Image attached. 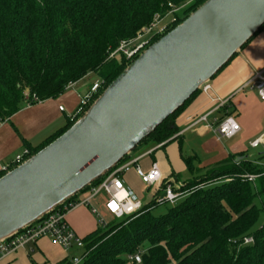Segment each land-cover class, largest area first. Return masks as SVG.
<instances>
[{
  "label": "trees",
  "instance_id": "trees-1",
  "mask_svg": "<svg viewBox=\"0 0 264 264\" xmlns=\"http://www.w3.org/2000/svg\"><path fill=\"white\" fill-rule=\"evenodd\" d=\"M206 1L0 0V126L24 104L35 105L34 96L40 102L58 98L70 84L90 75L102 81L98 97L132 63L125 56L120 61L111 57L122 43L135 40L144 28L182 8L173 14L175 23L153 39L152 45ZM201 92L142 144L163 145L160 149H164L179 132L178 117ZM227 109L222 110L224 118L233 116ZM78 118L69 120L38 147L25 142L31 156ZM194 160H184L195 175L191 179L176 188L173 182L182 178H163L151 202L137 215L113 219L83 238L87 254L81 264H138L130 258L140 252V264H264V154H229L195 174ZM169 184L180 198L165 214L155 215V209L167 204L159 199ZM249 237L253 244L244 245ZM56 264L72 262L66 256Z\"/></svg>",
  "mask_w": 264,
  "mask_h": 264
},
{
  "label": "water",
  "instance_id": "water-1",
  "mask_svg": "<svg viewBox=\"0 0 264 264\" xmlns=\"http://www.w3.org/2000/svg\"><path fill=\"white\" fill-rule=\"evenodd\" d=\"M264 26V0H207L148 47L60 137L0 178V242L123 162Z\"/></svg>",
  "mask_w": 264,
  "mask_h": 264
},
{
  "label": "crops",
  "instance_id": "crops-1",
  "mask_svg": "<svg viewBox=\"0 0 264 264\" xmlns=\"http://www.w3.org/2000/svg\"><path fill=\"white\" fill-rule=\"evenodd\" d=\"M249 49L250 47H247L241 54L239 53L233 58L209 83L211 86L209 94L203 92L198 94L178 117L176 123L179 132L173 138V141L168 143L164 149H156L149 156L153 157V163L159 168L162 178H169L170 181L179 180L186 173L188 179H191L195 175L187 169L184 162L185 159L190 157H196L193 162L195 174L198 170L227 158L229 154L243 152L249 155L242 144L234 146L232 150L221 149L219 151L217 142L222 143L224 140L218 139L216 130L218 123L224 119L222 110L210 115L207 122L194 125L201 117L214 111L221 101L229 100L227 110L233 112V117H236L240 122L241 132L237 136L242 135V142H247L251 147L253 142L264 137V128L260 125L255 128L249 122L245 102L240 98L241 93L245 91L240 92V89L258 73L264 71V63L257 67V72H254L250 67L253 65H250L246 56H244ZM92 76L90 75L77 82L74 88L66 91L69 94L65 95L64 93L62 97H58L59 99H50L31 106L24 104L18 113L0 126V174H6L12 170L17 157L28 150L25 142L33 148L38 147L46 139L66 127L69 120L73 121L72 117L79 106L80 97L85 95L92 85L97 82L96 79L90 80ZM59 107H63L64 111H59ZM215 123H217L216 128ZM192 139L200 145V149L205 154L204 160L197 153L188 154L187 156L183 154L184 148ZM161 153L163 154L161 155ZM160 155L165 161L160 160ZM249 156L254 157V155ZM152 166L148 165L147 168H143L149 170ZM132 176L138 178L134 171L124 176L125 184L129 188H131L129 179ZM179 181V184H182V180ZM94 216L88 209L81 207L70 212L66 220L79 237L85 238L98 228ZM66 256H69V253L67 254L59 247L53 246L48 239H42L32 247V251L31 248L21 250L1 264H56L65 259Z\"/></svg>",
  "mask_w": 264,
  "mask_h": 264
},
{
  "label": "built area",
  "instance_id": "built-area-1",
  "mask_svg": "<svg viewBox=\"0 0 264 264\" xmlns=\"http://www.w3.org/2000/svg\"><path fill=\"white\" fill-rule=\"evenodd\" d=\"M176 10H173L170 15H173ZM173 19L170 24L166 25L162 29H158L161 19L157 20L148 28H144L139 36L130 42H125L115 51L111 57L117 54L125 56L128 61H134L139 55H141L151 45V38L155 35L160 36L166 32V29L175 23ZM76 83L70 84L67 89L74 88ZM102 86V81L96 82L92 85L90 90L83 96L80 97L79 106L74 113L72 120L83 115L87 109L92 105L95 97L98 95V91ZM256 90L259 99L264 102V71L258 73L249 83H247L240 92L245 89ZM204 94L211 92L210 84H206L202 87ZM33 102L40 103L37 97H33ZM229 100L221 101L218 107L207 115L201 117L196 124L207 122L210 115L223 110L227 107ZM29 106L32 103L28 104ZM59 111L63 112L64 108L59 107ZM241 132V126L233 116H226L222 121L218 123L216 134L219 140H231L235 138ZM264 144V137L256 140L251 144L254 149L259 148ZM160 145L152 150L146 151L145 153L137 156H129L124 162L118 164L115 168L105 174L98 185L88 188L86 191L74 196L72 199L64 202L58 206L55 210L48 213L39 222L30 225L23 231L17 233L14 237L3 240L0 242V264L21 250L31 248L36 245L42 239H48L53 246L59 247L65 253H69L71 250L81 252L80 255L71 257L72 264H81L87 252L85 250V243L83 238L79 237L75 231L68 224L66 217L67 215L81 207H86L91 210V213L99 217L97 209L93 207L94 201L98 199L101 194L106 196L104 201L105 211L113 219H123L137 215L144 207V203L138 198L135 192L126 186L124 176L131 171H134L136 176L146 187V191H153L155 188H160L162 184V174L157 167L153 165L151 169L145 170L141 166V161L149 157L156 149L162 147ZM31 157L30 151L26 150L21 156L17 157L14 165L19 166ZM254 180L255 176L248 177ZM180 198L179 193L175 192L172 185H168L164 191V196L160 197V203L174 204ZM102 227L107 224L104 220L100 221ZM253 238H245L243 244H253ZM136 263H141V252L130 258Z\"/></svg>",
  "mask_w": 264,
  "mask_h": 264
},
{
  "label": "rangeland",
  "instance_id": "rangeland-1",
  "mask_svg": "<svg viewBox=\"0 0 264 264\" xmlns=\"http://www.w3.org/2000/svg\"><path fill=\"white\" fill-rule=\"evenodd\" d=\"M184 8V7H183ZM182 9V8H181ZM181 9H176L175 13L181 12ZM175 19L173 15H169L165 18L161 19V23L158 26V29H162L163 27H165L166 25L170 24V22ZM176 20V19H175ZM170 27V26H169ZM168 27V28H169ZM167 28V29H168ZM166 29V30H167ZM157 37V35H155L154 37H152L151 42L153 41V39H155ZM250 49L248 50L247 53H245L244 56H246L248 62L250 63V66L254 72H257V67L260 66L261 63H264V28L263 30L256 35V37L253 39V41L247 45L244 49L246 48ZM242 49L240 51V54L242 53V51L244 50ZM115 53V52H114ZM113 53V54H114ZM248 55V56H247ZM114 57H116V59H118L119 61L122 58L121 54H117ZM97 82H100L101 80L98 79V77L96 75H93L92 77H90V80L93 81L95 80ZM69 90V89H67ZM66 90V91H67ZM69 94V92H65V95ZM28 95H29V91L25 92V97L26 99H28ZM241 99L244 100L245 105H246V111L248 113V120L249 122L255 127L258 128V126L260 125L261 127L264 128V102H259V98H258V94L256 90H252L250 88L245 89L244 92L241 93ZM63 94L60 96L62 97ZM59 97V98H60ZM57 98V99H59ZM56 99V100H57ZM236 119V121L240 124V122L237 120L236 117H234ZM215 128L217 127V123H215ZM215 141V140H214ZM242 135L237 136L231 140H224L222 143H218L217 142V147L219 149V151L221 149L224 150H232V148L234 146H238V145H243L244 149L247 150L249 155H258V154H262L264 152V144H262L259 149H254L251 148L247 142H242ZM155 148L151 143H144L142 145H140L133 153V156H137V155H141L143 153H145L146 151ZM162 152V151H161ZM197 153L199 155V157L204 160V156L205 154L203 153V151L200 149V145L197 144L193 139L191 142L187 143L186 147L184 148L183 154L184 155H188V154H194ZM23 153H21L22 155ZM163 153H161L162 155ZM160 155V160L163 162L165 161V159ZM153 157H148L145 158V160L142 161L141 166L144 168H147V166H152L154 165L153 163ZM189 177L188 175H183L182 181L187 180ZM176 186V188L179 187V183L174 181L173 182ZM182 183V182H181ZM127 186V184H126ZM129 186L133 189V191L135 192V194L138 196V198L144 203V205H148L151 202V194L153 191L149 190L146 191V187L142 184V182L136 178V177H131L129 179ZM161 196H164V193L161 194ZM106 200V196L104 194H101L98 199L96 201H94L93 203V207L95 209H97L98 213H99V217L98 216H94V219L97 222V226L98 227H102L100 221L104 220V222L107 223H111L113 221V218L105 211L104 209V201ZM172 206V204L167 203L165 205H161L160 207H158L157 209H155L154 214L155 215H162L165 214L168 209ZM86 208V207H83ZM89 210V212L91 213V210L89 208H86ZM81 252H78L76 250H71L69 252V260H71V257L76 256V255H80Z\"/></svg>",
  "mask_w": 264,
  "mask_h": 264
}]
</instances>
